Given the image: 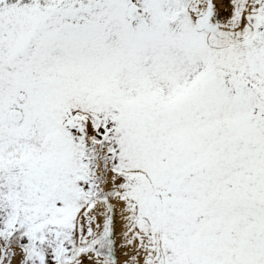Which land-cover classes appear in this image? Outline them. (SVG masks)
Returning a JSON list of instances; mask_svg holds the SVG:
<instances>
[{
  "label": "snow or ice",
  "instance_id": "1",
  "mask_svg": "<svg viewBox=\"0 0 264 264\" xmlns=\"http://www.w3.org/2000/svg\"><path fill=\"white\" fill-rule=\"evenodd\" d=\"M0 264H264V0H0Z\"/></svg>",
  "mask_w": 264,
  "mask_h": 264
}]
</instances>
